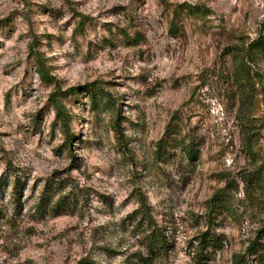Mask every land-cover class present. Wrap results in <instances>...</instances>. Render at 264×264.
<instances>
[{
  "label": "rangeland",
  "instance_id": "obj_1",
  "mask_svg": "<svg viewBox=\"0 0 264 264\" xmlns=\"http://www.w3.org/2000/svg\"><path fill=\"white\" fill-rule=\"evenodd\" d=\"M263 21L264 0H0V264L242 253L264 223V59L251 88L231 50Z\"/></svg>",
  "mask_w": 264,
  "mask_h": 264
},
{
  "label": "trees",
  "instance_id": "obj_2",
  "mask_svg": "<svg viewBox=\"0 0 264 264\" xmlns=\"http://www.w3.org/2000/svg\"><path fill=\"white\" fill-rule=\"evenodd\" d=\"M239 44L238 46L233 47L231 50L232 53L236 55L240 54L241 59L238 65L235 66V72L239 77H243V79L247 81H251V70L252 67L255 66V61L258 59H264V21L259 27L258 35L250 41L247 45ZM40 74V73H39ZM257 76V75H256ZM250 87H254V83H250ZM53 105L55 107L56 120L59 123V127L64 129L67 126V115L61 109L57 102L55 101V95L53 94ZM250 98L245 94H240L238 97V108L236 112L237 121L241 127V133L247 140L246 151L249 152L253 141L255 142L256 133H250L246 129V125L244 124L245 112L250 106ZM264 136V133H263ZM229 188H232L229 187ZM209 208L212 212H216L218 210L229 211L230 210V200L227 195L224 194L223 190H218L214 193V195L209 200ZM139 210H142L143 218L146 221L147 227L150 228L151 217L146 212V205L140 203ZM0 212V217H1ZM152 224V223H151ZM150 234V235H149ZM148 236L145 237V248L152 250L153 246L159 243V238L156 235V232L152 230ZM264 239V223L258 229L256 236L248 243L247 247L244 249L242 253L233 254L231 256L230 264H264V242H261ZM219 237H215L210 235L208 231H205L201 234L200 240L198 242V246L200 247V253H204L210 249H219ZM161 244V243H159ZM138 264H146L148 259L143 258L142 256L137 257ZM77 264H96L92 261L83 259L80 260Z\"/></svg>",
  "mask_w": 264,
  "mask_h": 264
}]
</instances>
